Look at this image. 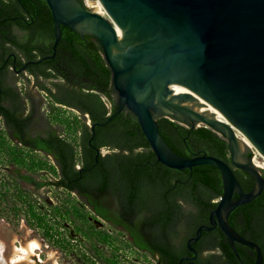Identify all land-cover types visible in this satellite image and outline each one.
Wrapping results in <instances>:
<instances>
[{
    "label": "trees",
    "instance_id": "trees-1",
    "mask_svg": "<svg viewBox=\"0 0 264 264\" xmlns=\"http://www.w3.org/2000/svg\"><path fill=\"white\" fill-rule=\"evenodd\" d=\"M79 1L84 6L83 1ZM3 13L8 21L5 22L4 36L0 35V59L6 44L15 48L23 58L16 68H23L27 61L33 62L26 69L29 74L36 68H42L41 74L35 75L39 91L49 97L55 95L54 91L64 95L68 99L65 106L69 109L57 108V101L50 100L43 111L44 120L48 126H56L59 132H48L42 140L27 139L36 126L34 110L20 89L5 86V77L3 80V73H0V212L6 215L2 218L14 222L24 220L43 240L52 241L68 252L73 249L69 242L77 243L80 224L85 218L77 202L69 197L77 179L80 176H101V187L110 181L115 192L125 198L130 195H125L122 182L127 177L133 197V202L125 198L124 204L128 208L133 207L138 198H155L156 201L161 197L159 206H154L142 216L141 223L146 226L151 240L156 245H163L157 246L162 247L163 255L173 256L169 240L177 239L178 234L183 232L192 236L200 225L207 224L209 213L222 195L219 171L209 165L178 171L157 164L136 119L127 110L106 125L95 127L92 133L91 125L106 122L117 109V104H114L112 110H108L103 100L107 98L115 102L117 95L112 89L110 71L95 39L61 26V38L54 58L44 59L45 55L52 54L54 43L53 23L45 1L14 0L12 4L0 0V15ZM12 17L17 18V27L25 32L20 40L12 38L9 33L14 23L10 20ZM48 69L53 74L46 73ZM55 77L64 80V87L49 81ZM84 114H88L89 124L82 119ZM157 124L160 136L175 154L186 158L206 154L231 166L227 141L213 130L204 126L187 129L166 118H158ZM9 128L14 129V135L10 134ZM15 136L20 138L17 143L13 141ZM31 143L37 146L36 149L26 146ZM115 145L125 150L126 154L102 156L97 150ZM41 151L45 153L40 154ZM48 156H52L54 165ZM77 164L83 168L81 172L75 169ZM9 167L42 175L44 179L50 176L52 180H48L52 182L47 185L54 187L56 202L48 205L32 191L21 187L7 172ZM231 168L242 190L249 192L254 185L253 179L240 169ZM105 177L108 179L105 180ZM143 202L138 201L141 207ZM125 213L138 217L135 211L127 210ZM228 222L240 236L260 247L264 264V189L253 201L237 207ZM68 223L73 229L65 235ZM202 240L211 249L219 251L225 264H240L218 228L213 232H203ZM235 246L244 264H254L255 252L252 249L240 244ZM212 257L219 258L216 255Z\"/></svg>",
    "mask_w": 264,
    "mask_h": 264
},
{
    "label": "water",
    "instance_id": "water-1",
    "mask_svg": "<svg viewBox=\"0 0 264 264\" xmlns=\"http://www.w3.org/2000/svg\"><path fill=\"white\" fill-rule=\"evenodd\" d=\"M44 1L53 23V54L61 26L67 27L95 39L110 71L117 109L106 122L91 125L92 133L127 110L163 166L219 171L222 195L209 225L196 229L187 248L196 255L191 245L218 226L240 264L235 244L252 249L254 264H262L260 247L228 220L264 189V0H99L107 18L79 0ZM158 118L223 136L231 166L251 177L253 188L245 193L221 159L175 154L160 136Z\"/></svg>",
    "mask_w": 264,
    "mask_h": 264
},
{
    "label": "flooded vegetation",
    "instance_id": "flooded-vegetation-1",
    "mask_svg": "<svg viewBox=\"0 0 264 264\" xmlns=\"http://www.w3.org/2000/svg\"><path fill=\"white\" fill-rule=\"evenodd\" d=\"M3 3H12L14 4V0H2ZM18 1V0H17ZM52 19V18H51ZM10 20L13 23V26L10 28L9 33L12 38L16 40H20L22 37L25 36V32L21 31L16 24L17 18L12 17ZM8 21V17L3 14L0 15V35L4 36L5 29V22ZM5 29V30H4ZM4 30V31H3ZM4 49L3 55L0 59V73H3V80L5 77V86L11 88H18L13 84V76H25L34 83L36 91L38 94H43V92L39 91V87L36 86V74H41L42 68H36L32 70L31 73L26 70L29 65H33L31 61H27L24 64V67H19L18 69L16 66L18 65L19 61H23L21 54L13 48L9 47V44H6ZM56 54V51H55ZM55 54L45 55L44 59H53ZM43 59V60H44ZM42 61V59H41ZM29 63V64H28ZM14 71V72H13ZM45 72V71H42ZM46 73L53 74L52 70L48 69ZM0 75V76H1ZM39 79H42L39 77ZM29 81V82H30ZM50 82L59 85L60 87H64L65 82L60 78H54L49 80ZM20 89V88H18ZM21 91V89L19 90ZM22 95H26L27 101L31 103V108L34 110L33 121H35L36 126L33 128L32 132L28 134V138L30 140L35 139H45V134L48 132H59V129L55 127L48 126L45 123L44 116L41 112L44 111L46 104L50 102V100H55V107L64 109L66 108V103H68V99L64 97V95L53 92L55 95L52 97L43 94V97H33L32 95L27 94L26 92H20ZM107 99V98H106ZM110 104V110H112L116 101L108 100ZM62 103V104H61ZM35 104H40V110L35 106ZM107 108V107H106ZM39 110V114H38ZM73 111V110H72ZM84 118H87L89 121L88 114L83 115ZM82 118V117H81ZM9 132L11 135H14L15 131L13 128H9ZM20 138L17 136L14 137L13 141L15 143L18 142ZM32 144V143H31ZM33 149H36L37 146L33 143L32 145H26ZM114 147V148H113ZM110 147V148H102L97 149L98 152L103 156L106 154H116L122 156L126 154L125 150L120 149L117 145ZM107 149L108 152L106 154H102L101 150ZM140 150H137L139 152ZM37 151H35L36 153ZM38 153V152H37ZM40 154H44L45 152L41 151ZM50 159L51 164H55L52 156H48ZM157 161V160H156ZM99 162H97L98 164ZM157 164L159 162H156ZM117 164H115L116 166ZM156 165V164H155ZM154 165V166H155ZM162 165V164H161ZM153 166V164H151ZM76 170L80 172L83 170L80 164L75 166ZM11 170V171H10ZM85 171V170H84ZM7 172L13 175L15 180L21 184V179L25 180L26 182H30L32 179L30 177H37L38 179L43 180L40 187L47 186L50 190L54 187L51 185H47L46 182L50 180L44 179L42 175H32L27 173L23 169H16L14 167H9ZM24 172V175L21 174ZM108 177H105L106 180ZM103 177L97 176L94 177H84L80 176L77 179V182L74 186H72V190L69 192L70 198L74 199L77 207L83 211L84 213V220L80 224V232H79V240L77 241L78 246L80 247V255L78 257V264H225L223 257L220 256L219 251L211 249L207 242L202 240L201 238L191 245L192 249L195 250L196 255L192 253L187 248V241L192 238L194 235L189 236L185 235L184 232L178 234L179 236L177 239L172 240L170 245L172 246V255L173 256H166L163 255L162 251L160 250L163 246L162 244L156 245L150 238L149 233L146 229V226L142 225L141 217L148 214V211L152 208L159 206L161 197H158L155 201V198H145V200L136 199V203L133 207L128 208L127 205L124 204L125 198L132 201L133 197H131V190L132 187L129 186V178H123L124 189L126 190L125 195L130 193L128 197H120L118 193L115 192L114 188L111 186V182L109 184L101 187ZM47 180V181H46ZM52 182V181H51ZM25 188V187H23ZM27 189V188H25ZM130 189V192L128 190ZM29 190V189H27ZM31 191V190H30ZM34 193V192H33ZM35 194V193H34ZM38 196V195H37ZM41 198V195H39ZM43 198V197H42ZM43 200L46 204L50 205L55 203L53 201H48L47 199ZM144 206H140L141 203ZM155 201V202H153ZM151 205V206H149ZM149 206V207H148ZM135 211L138 214L137 218L131 217L125 211ZM202 225H209V221L207 224ZM219 229L218 226L213 230ZM220 230V229H219ZM211 231V232H213ZM222 233V232H221ZM195 234V233H194ZM71 235H74L71 232ZM120 235V240L116 237ZM189 236V237H188ZM188 237V238H187ZM185 239V241H184ZM226 240V239H225ZM43 242H46L43 240ZM48 242V241H47ZM227 242V241H226ZM47 245L52 248L58 249L62 254L63 251L58 245L52 241L48 242ZM165 245V244H164ZM170 246V247H171ZM216 252V253H215ZM213 255L218 256L219 258L212 257ZM152 261V263H149ZM210 262V263H209ZM58 264V263H56Z\"/></svg>",
    "mask_w": 264,
    "mask_h": 264
},
{
    "label": "rangeland",
    "instance_id": "rangeland-1",
    "mask_svg": "<svg viewBox=\"0 0 264 264\" xmlns=\"http://www.w3.org/2000/svg\"><path fill=\"white\" fill-rule=\"evenodd\" d=\"M84 5L86 6V0H82ZM91 2H99L98 0H90ZM87 7V6H86ZM90 11H93L91 8H88ZM105 18H107L106 15H101ZM30 80H28L27 77L25 76H13V84L20 88L22 92H26L29 95H32L33 97H43V94H38L36 91V88L34 86L33 82H29ZM116 99V97H115ZM105 105L108 108V110L110 109V104L108 99H104ZM117 100V99H116ZM46 106V105H45ZM45 108V107H43ZM70 113H73L74 115H76L74 112L69 111ZM42 114L45 115L44 112H41ZM85 119V123L87 124V118H82ZM53 127V126H52ZM56 128V126H55ZM108 152L107 149H103L101 150L102 154H106ZM11 171V170H10ZM22 175H24V172H21ZM32 180L30 182H26L25 180L21 179V184L23 187L31 190L32 192H34L36 195H41V198L43 197L44 199H47L48 201H53L56 202L54 194L52 193V190H50L47 186L45 187H40L43 180L38 179L37 177H30ZM50 179L51 177L48 176L45 179ZM52 180V178H51ZM50 180V181H51ZM47 181V180H46ZM48 183V182H46ZM42 198V199H43ZM4 216H6L5 214H2L0 212V224L4 225L7 229L6 231L9 232V234L11 235V240H12V236L17 237L16 241L13 242L14 247H20L22 246H26V243H28L31 240H35L38 241L39 244L41 245V249L36 250L35 254L33 256L29 257V262H23L21 264H78V257L80 255V247L78 246L77 243H75V241H70V251L68 252H63V254L56 248H52L49 247L47 245V241L43 242V238H41L40 234H37L36 232H34L32 229H30L24 220H19L18 222H14V221H9L5 218H2ZM73 229V226L71 225V223H68V227L65 228V235L67 234V232ZM13 234V235H12ZM22 237V238H21ZM72 238L75 237V235L71 236ZM118 240H120V235H117L116 237ZM77 239V238H76ZM79 239H77L78 241ZM8 252H10V246H8ZM216 253V252H215ZM149 263H152V261H149Z\"/></svg>",
    "mask_w": 264,
    "mask_h": 264
},
{
    "label": "bare ground",
    "instance_id": "bare-ground-1",
    "mask_svg": "<svg viewBox=\"0 0 264 264\" xmlns=\"http://www.w3.org/2000/svg\"><path fill=\"white\" fill-rule=\"evenodd\" d=\"M86 6L99 15H106V12L100 2L93 3L90 0H86ZM117 33L121 36L123 35V33L119 30H117ZM158 110L162 114L170 115L161 109ZM6 229L7 228L4 225L0 224V264H21L23 262H29V257L33 256L36 250L41 249V245L35 240L29 241L26 243V246L21 245L20 247H14L13 242L16 241L18 236H12L13 238L11 240V235L8 231H6ZM8 246H10V252H8Z\"/></svg>",
    "mask_w": 264,
    "mask_h": 264
},
{
    "label": "crops",
    "instance_id": "crops-1",
    "mask_svg": "<svg viewBox=\"0 0 264 264\" xmlns=\"http://www.w3.org/2000/svg\"><path fill=\"white\" fill-rule=\"evenodd\" d=\"M35 106L40 110V104H35ZM31 107V106H30ZM39 110H38V114H39ZM87 124H89V121H87Z\"/></svg>",
    "mask_w": 264,
    "mask_h": 264
},
{
    "label": "built area",
    "instance_id": "built-area-1",
    "mask_svg": "<svg viewBox=\"0 0 264 264\" xmlns=\"http://www.w3.org/2000/svg\"><path fill=\"white\" fill-rule=\"evenodd\" d=\"M105 99V98H104Z\"/></svg>",
    "mask_w": 264,
    "mask_h": 264
}]
</instances>
